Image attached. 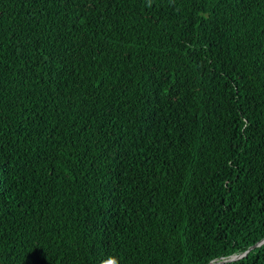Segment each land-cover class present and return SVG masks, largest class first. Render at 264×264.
I'll list each match as a JSON object with an SVG mask.
<instances>
[{"label":"trees","instance_id":"16d2710c","mask_svg":"<svg viewBox=\"0 0 264 264\" xmlns=\"http://www.w3.org/2000/svg\"><path fill=\"white\" fill-rule=\"evenodd\" d=\"M262 240L264 0H0V264Z\"/></svg>","mask_w":264,"mask_h":264},{"label":"water","instance_id":"95a60500","mask_svg":"<svg viewBox=\"0 0 264 264\" xmlns=\"http://www.w3.org/2000/svg\"><path fill=\"white\" fill-rule=\"evenodd\" d=\"M264 243V240L260 241L257 245H254L252 247H250L246 252H244L243 254H241L240 256L234 257L233 259L229 260V261H224V262H220V263H209V264H231L239 259H242L246 256V253L249 252L251 249L260 246L261 244Z\"/></svg>","mask_w":264,"mask_h":264},{"label":"clouds","instance_id":"9594fccd","mask_svg":"<svg viewBox=\"0 0 264 264\" xmlns=\"http://www.w3.org/2000/svg\"><path fill=\"white\" fill-rule=\"evenodd\" d=\"M111 264H116V262L113 260V261L111 262Z\"/></svg>","mask_w":264,"mask_h":264}]
</instances>
